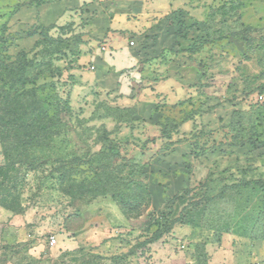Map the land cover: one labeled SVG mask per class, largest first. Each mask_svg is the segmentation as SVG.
<instances>
[{
    "label": "rangeland",
    "instance_id": "obj_1",
    "mask_svg": "<svg viewBox=\"0 0 264 264\" xmlns=\"http://www.w3.org/2000/svg\"><path fill=\"white\" fill-rule=\"evenodd\" d=\"M255 1L192 0L188 20L173 1L158 30L120 36L119 69L83 8L0 60V264H264Z\"/></svg>",
    "mask_w": 264,
    "mask_h": 264
},
{
    "label": "crops",
    "instance_id": "obj_2",
    "mask_svg": "<svg viewBox=\"0 0 264 264\" xmlns=\"http://www.w3.org/2000/svg\"><path fill=\"white\" fill-rule=\"evenodd\" d=\"M173 1L179 2L178 9L188 20L192 16L189 13L192 0H51L48 3L45 0H0V55L13 58L19 52L31 51L40 39V28L60 23L62 13L68 9L83 8L86 16L93 17L92 34L100 37L108 31L114 32L110 34L108 45L112 52L103 54V67L119 69L129 66L134 59L127 42L120 36L128 32L148 33L153 28L158 30L157 25L151 23L160 22L165 14H171L169 10L174 8ZM255 2L259 7L255 10L248 7L243 21L264 27V0ZM168 28L175 33L171 24ZM170 39H175L174 35ZM249 64L252 63H245Z\"/></svg>",
    "mask_w": 264,
    "mask_h": 264
},
{
    "label": "trees",
    "instance_id": "obj_3",
    "mask_svg": "<svg viewBox=\"0 0 264 264\" xmlns=\"http://www.w3.org/2000/svg\"><path fill=\"white\" fill-rule=\"evenodd\" d=\"M54 28V25H51V26H49V27H45V28H40L41 29V33H40V39H42V32L44 31V30H46V29H48V30H50V29H53ZM39 39V40H40ZM39 40L35 43V45H34V47H33V49L32 50H34L35 48H36V46H37V44H38V42H39ZM31 50V51H32ZM31 51H29V52H31ZM26 53H28V52H19L16 56H18V57H24V56H26L27 54ZM12 58L11 57H8V56H3V55H0V60H5V61H10ZM3 67H5L4 65H2ZM32 95L33 94V97H34V91H30V92H24L23 94H22V96H27V95ZM6 105L4 106L5 107V109H6V106H7V103H5ZM58 104H59V106H58V108H59V111L61 110H63L64 109V106H65V102H63L62 100H58ZM41 105V107L44 109V107H43V104L41 103L40 104ZM31 107L32 106H30L29 104H27V106L24 108V110L22 111V114H24V115H27V114H30L31 112H32V110H31ZM5 116V115H4ZM33 121H35V120H33ZM28 126V125H27ZM6 128H7V124H6V122H5V120H3L2 118H1V120H0V129L2 130V131H6ZM263 189V190H262ZM251 190H252V192H254L255 194H257V193H262V196H261V198L262 199H264V188H263V185H261V182L260 181H254L252 184H251ZM225 192H222V193H220L219 195H218V198H219V200L220 199H224L225 198ZM217 198V199H218ZM258 217H264V207L263 208H261V210H260V213L258 214ZM256 222H258V221H260L259 220V218H256V220H255ZM264 223V222H263ZM263 227H264V225H263ZM263 231H264V229H263ZM257 239H259V240H264V236H262L261 238L260 237H258V238H255L254 240H257ZM195 260H196V263H198V264H206V262H205V260H204V256L203 255H201L200 253L199 254H197V257L195 258Z\"/></svg>",
    "mask_w": 264,
    "mask_h": 264
},
{
    "label": "built area",
    "instance_id": "obj_4",
    "mask_svg": "<svg viewBox=\"0 0 264 264\" xmlns=\"http://www.w3.org/2000/svg\"><path fill=\"white\" fill-rule=\"evenodd\" d=\"M132 45V44H131ZM104 49V48H103ZM256 101H264V97L262 95L258 96ZM48 245L50 247H55L57 245V241H56V238L55 237H50L49 240H48Z\"/></svg>",
    "mask_w": 264,
    "mask_h": 264
}]
</instances>
